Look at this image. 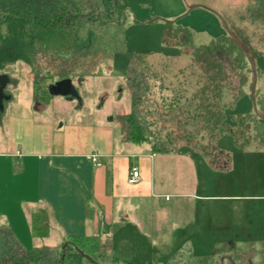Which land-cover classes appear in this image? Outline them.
Returning <instances> with one entry per match:
<instances>
[{
    "label": "crops",
    "instance_id": "obj_1",
    "mask_svg": "<svg viewBox=\"0 0 264 264\" xmlns=\"http://www.w3.org/2000/svg\"><path fill=\"white\" fill-rule=\"evenodd\" d=\"M259 39L264 46V35ZM3 75L0 264H11L10 254L30 247L45 254L40 263L51 264L68 238L80 236L97 237L101 249L128 243L139 254L171 253L161 264H234V249L251 246L244 238L254 235V207L264 212V194L236 191L235 150L218 145L229 154L223 168L205 153L153 151L123 139L110 118L71 120L70 96L50 94L46 103L36 102L32 83L23 89ZM253 149L264 154V145ZM131 166L139 172L135 183L126 181ZM39 210L48 229L34 237L29 215ZM143 258L126 264L159 263Z\"/></svg>",
    "mask_w": 264,
    "mask_h": 264
},
{
    "label": "rangeland",
    "instance_id": "obj_2",
    "mask_svg": "<svg viewBox=\"0 0 264 264\" xmlns=\"http://www.w3.org/2000/svg\"><path fill=\"white\" fill-rule=\"evenodd\" d=\"M93 2L95 4L91 3V7L98 5L100 9L98 14L111 11L114 25L99 28L96 25L82 24L68 30L59 28L41 30L26 18L3 19L0 22V75H9L10 84L14 85L17 82L23 89H28V84L31 83L33 89L35 82L41 81L45 74L48 75L47 71H50L54 80L51 81L44 76L40 82L42 85L59 81L54 77L70 75L69 80L74 88L76 87L78 98L71 97L70 105L66 109L68 118L82 121L110 118L116 126V132L122 136L119 128L120 117L133 108L145 129L147 139L140 143L146 148L148 146L151 148L153 144L163 146L165 141V149L180 150L181 146L186 144L185 146L193 151L201 149L202 153L207 154L210 160H214L221 167L228 164L229 154L218 145L227 151L235 150L230 156L232 173L242 181L238 183L237 179L236 191L255 196L263 195L264 185L261 184L264 181V154L257 153L253 148H262L264 142L259 143L252 138V136L258 138L259 135L251 130L250 125L247 133L239 132L235 135L238 144L243 142L242 136L252 138L239 150L232 146L228 147L225 142L216 141L212 136L208 137L203 130L196 134V128L199 126L190 116L186 120L184 106L168 109L167 102L170 99L174 96L182 98L180 89L178 95L175 94L178 90L170 87L178 85L179 82L181 84V77H177L179 78L177 81L175 75L179 68L186 67L190 61L186 52H190L191 47H181L178 53V50L172 47L177 41L176 38L164 36L163 44L168 47L160 41L163 23L161 20H171L174 25L188 29L193 43L198 45L225 32L220 19L222 17L243 40L247 39L251 48L264 50V46L258 41L264 35V4L261 0H93ZM89 4L84 3L83 8L86 10ZM179 34L178 32L177 37L181 40ZM127 60L131 62L127 72L123 74ZM27 71L31 75V80L30 76L28 77L30 83H26ZM228 73L230 74L228 86L231 93H234L237 79L230 71ZM132 80H139L138 87H145L147 90L142 92L138 88L139 93H135ZM250 81L248 77L243 87L246 92H249L247 84L249 85ZM262 85L264 76H260L257 82L260 92H264ZM165 86H168V89H165ZM188 88L190 92L194 87ZM137 94L140 97L136 99V104L132 105L135 100L133 96L136 98ZM225 98H228V95L225 94ZM167 138L172 141H168ZM251 148L254 151H250ZM250 179L252 180L245 189L244 184ZM254 208V227L251 232L254 235L244 238L251 246L250 248L247 246L246 250L234 249L232 252L234 264L248 262L264 264V212H256L257 207ZM234 246L239 247V243L236 242ZM109 249L99 248L100 254L98 256L91 254L90 258L72 251L71 260L74 264H126L133 261L143 262V257L150 255L161 264L164 263L162 261L165 257L171 255L157 251L153 254L135 253L128 243H114Z\"/></svg>",
    "mask_w": 264,
    "mask_h": 264
},
{
    "label": "trees",
    "instance_id": "obj_3",
    "mask_svg": "<svg viewBox=\"0 0 264 264\" xmlns=\"http://www.w3.org/2000/svg\"><path fill=\"white\" fill-rule=\"evenodd\" d=\"M84 3H90L86 10L83 8ZM91 3H94L93 0H0V22L5 18H26L41 30L52 28L68 30L82 24L86 26L96 25L101 28L115 24L112 21L110 10L105 11L104 14H98L97 12L100 11L99 7H97L98 5L93 8ZM220 19L226 25L224 26L225 32L209 39L206 43L198 45L193 43L188 29L174 25L171 20H161L163 22L160 33L162 44L164 43V36L169 35L177 40L173 43V48L178 50L181 47H191L190 52H186L190 61H188L186 67L179 68L175 75L176 78L181 77V84L179 82L178 85H171L170 87L174 90L180 89L182 98H179L180 96L175 98L174 96L173 99L169 98L170 100L167 104L168 109H177L180 105L186 108V120L190 116L199 126L196 128V134L200 132L199 130H203L202 132L208 137L212 136L218 142L227 143L228 147L232 146V148L241 150L242 146L247 145L252 138L259 143L264 142V94L260 92L257 86L260 76H264V50L260 51L259 49L251 48L247 43V39L246 41L243 40L229 26L225 18L221 17ZM178 32L181 40H178ZM163 45L166 46L165 44ZM178 53H180L179 50ZM248 57L253 63L256 76L253 95L256 111L253 110L250 99L253 73ZM130 62V60H127L123 74L127 72ZM228 71L235 75L237 79L234 93H231L228 86L230 75ZM47 74V76L46 74L44 76L53 81L50 71H47ZM44 76H42L41 81L45 78ZM248 77H250L251 81L249 85L247 84L249 92H246L243 87ZM54 78L60 80L70 78V75ZM41 81L34 83V97L36 102L46 103L50 97V93L47 90L48 84L42 85ZM177 81H179V78H177ZM132 84L135 93H139L137 91L138 88L142 92L147 90L145 87H138L140 84L139 80H132ZM189 86L194 87L190 92ZM164 88L168 89V86ZM175 94L179 95V90ZM225 94L228 95V98H225ZM139 97V94L136 95V98L133 96L135 100L132 105L136 104V99ZM180 100H182L181 103H179ZM137 116L138 114L132 108V111L120 117L121 126L119 128L122 138L132 143H140L147 139L144 133L145 129L140 124ZM249 125L251 130L259 137L252 136L249 139L248 136H242L243 142L238 144L235 135L239 132L241 134L247 133ZM167 139L172 141L170 138ZM155 145L153 144L151 147L153 151L171 150L165 149V141L163 146ZM185 145L181 146L180 151H193ZM200 150L193 152H199ZM172 151L174 150L172 149ZM200 153L202 152L200 151ZM29 220L32 236L42 237L47 234L46 215L43 211L31 212ZM98 248L99 239L95 236L70 237L64 248L55 255V259L51 264H73L70 257L72 251H80L82 255L86 254L89 256L97 253ZM44 258L46 259V256L42 254L40 248L30 247L22 252L10 254L7 260H10L11 264H42L39 261Z\"/></svg>",
    "mask_w": 264,
    "mask_h": 264
},
{
    "label": "water",
    "instance_id": "obj_4",
    "mask_svg": "<svg viewBox=\"0 0 264 264\" xmlns=\"http://www.w3.org/2000/svg\"><path fill=\"white\" fill-rule=\"evenodd\" d=\"M224 26H226V25L224 24ZM235 42L237 43L236 40H235ZM248 60H249L250 67H251V70H252V73H253L252 85H251V89H250V99H251L252 108H253L254 111H256L255 102H254V96H253L254 95V86H255L256 76H255V70H254L253 63L251 62L250 58ZM4 81H5V76L4 75H0V95H1V88L4 85ZM47 90H48V92L50 94H61V95H68L70 97L78 98V92L74 88V86L71 84L69 79H61V80H59L57 82H54V83L48 85ZM64 245L65 244H63L61 246L62 249L64 248ZM83 256L85 258H90L86 254H83Z\"/></svg>",
    "mask_w": 264,
    "mask_h": 264
},
{
    "label": "built area",
    "instance_id": "obj_5",
    "mask_svg": "<svg viewBox=\"0 0 264 264\" xmlns=\"http://www.w3.org/2000/svg\"><path fill=\"white\" fill-rule=\"evenodd\" d=\"M139 179V172L135 166H131L128 170V175L126 181L128 183H135Z\"/></svg>",
    "mask_w": 264,
    "mask_h": 264
}]
</instances>
